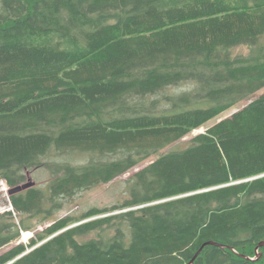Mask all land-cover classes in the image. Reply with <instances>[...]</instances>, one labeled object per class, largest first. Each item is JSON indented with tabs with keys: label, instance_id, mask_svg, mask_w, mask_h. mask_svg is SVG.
Returning <instances> with one entry per match:
<instances>
[{
	"label": "trees",
	"instance_id": "obj_1",
	"mask_svg": "<svg viewBox=\"0 0 264 264\" xmlns=\"http://www.w3.org/2000/svg\"><path fill=\"white\" fill-rule=\"evenodd\" d=\"M263 89L264 0H0V180L53 176L10 196L0 248L52 225L0 264H264V94L164 151ZM153 157L124 202L50 220Z\"/></svg>",
	"mask_w": 264,
	"mask_h": 264
},
{
	"label": "rangeland",
	"instance_id": "obj_2",
	"mask_svg": "<svg viewBox=\"0 0 264 264\" xmlns=\"http://www.w3.org/2000/svg\"><path fill=\"white\" fill-rule=\"evenodd\" d=\"M234 53L235 55H247L249 53V50L246 47H239L234 50ZM189 89H190L189 85L183 84L177 88L173 87L168 89L166 93L170 95L172 94L174 95L181 93L183 91H187ZM263 94H264V89L258 92L254 97H252L251 100L242 102L236 108L231 109L230 111L224 113L222 116L209 122L200 129L193 131L192 133L184 137L182 140L168 147L164 151L184 149L190 144L193 137L205 133L207 129L215 125L217 122L227 117H230L233 113L239 111L240 109L248 105L252 100L260 97ZM155 159L156 157L149 159L148 161L140 165L138 168L131 170L127 174L115 179L109 184L98 185L92 189L80 192L73 199L70 200L62 199L63 209L56 212L50 220L62 219L69 215L80 216L86 213L87 211H89L91 208H100V209L110 208L116 204H120L124 202L126 199L129 198V193H128L129 178H131L132 175L135 174L138 170L152 163ZM56 160L60 162H69L76 166H83L89 162L90 157L85 154L73 152L72 154H67L60 158H57ZM52 177H53L52 174L47 169L45 168L37 169L27 172V179L25 183H27L28 181L35 182L36 187L45 190L46 188H48L52 180ZM9 189L10 188L7 185V183L4 180H0V214H4L6 212H14L13 208L11 207ZM14 216L16 223H18L21 217L17 218V214L15 213ZM24 218L31 226L34 227V229L31 231H21V237L19 239L1 248L0 256L7 253V251L11 250L12 248H15L20 244L27 245L31 241V239L36 237L38 233L43 232L46 228L52 225V221L50 222L46 221L43 222L44 224H40L44 219V216H39L37 218H34L28 215H24Z\"/></svg>",
	"mask_w": 264,
	"mask_h": 264
},
{
	"label": "water",
	"instance_id": "obj_3",
	"mask_svg": "<svg viewBox=\"0 0 264 264\" xmlns=\"http://www.w3.org/2000/svg\"><path fill=\"white\" fill-rule=\"evenodd\" d=\"M35 186H36V183L35 182L28 181L27 183H24V184H21V185L15 187V188L9 189V195L12 196V195L21 193V192L26 191V190H28L30 188L35 187ZM261 246H264V243H262ZM198 254H197V256H198ZM196 257L192 260V262L190 264H193L194 263Z\"/></svg>",
	"mask_w": 264,
	"mask_h": 264
},
{
	"label": "flooded vegetation",
	"instance_id": "obj_4",
	"mask_svg": "<svg viewBox=\"0 0 264 264\" xmlns=\"http://www.w3.org/2000/svg\"><path fill=\"white\" fill-rule=\"evenodd\" d=\"M4 247V246H3ZM2 248V247H1ZM1 248H0V250H1Z\"/></svg>",
	"mask_w": 264,
	"mask_h": 264
}]
</instances>
